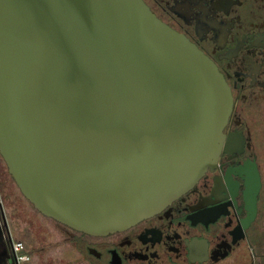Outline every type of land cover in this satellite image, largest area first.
<instances>
[{
	"label": "water",
	"instance_id": "water-1",
	"mask_svg": "<svg viewBox=\"0 0 264 264\" xmlns=\"http://www.w3.org/2000/svg\"><path fill=\"white\" fill-rule=\"evenodd\" d=\"M233 105L216 62L145 0H0V153L72 228L125 229L193 186Z\"/></svg>",
	"mask_w": 264,
	"mask_h": 264
},
{
	"label": "flooded vegetation",
	"instance_id": "flooded-vegetation-1",
	"mask_svg": "<svg viewBox=\"0 0 264 264\" xmlns=\"http://www.w3.org/2000/svg\"><path fill=\"white\" fill-rule=\"evenodd\" d=\"M145 1L208 54L231 87L220 157L193 186L125 229L93 235L53 219L69 227L89 264H246L244 254L247 264H264V249L254 247L264 187V0ZM0 224L9 226L1 189Z\"/></svg>",
	"mask_w": 264,
	"mask_h": 264
},
{
	"label": "rangeland",
	"instance_id": "rangeland-1",
	"mask_svg": "<svg viewBox=\"0 0 264 264\" xmlns=\"http://www.w3.org/2000/svg\"><path fill=\"white\" fill-rule=\"evenodd\" d=\"M0 189L9 220V226L0 224V264H89L92 257L76 246L67 231L69 227L42 214L23 194L2 155ZM260 206L262 213L256 223L258 236L254 240L258 253L264 249V187ZM16 241L24 242L23 252L29 256L28 260L17 261L13 248ZM248 255L244 254L247 261L250 260ZM261 262L264 263V258Z\"/></svg>",
	"mask_w": 264,
	"mask_h": 264
},
{
	"label": "built area",
	"instance_id": "built-area-1",
	"mask_svg": "<svg viewBox=\"0 0 264 264\" xmlns=\"http://www.w3.org/2000/svg\"><path fill=\"white\" fill-rule=\"evenodd\" d=\"M14 251L16 253L17 261H25L28 260L29 256L27 253L23 252L24 249V242L23 241H16L13 244Z\"/></svg>",
	"mask_w": 264,
	"mask_h": 264
}]
</instances>
